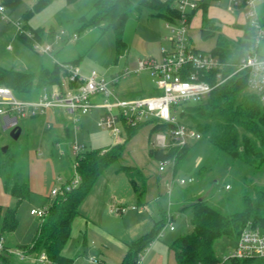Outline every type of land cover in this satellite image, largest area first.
<instances>
[{"label":"rangeland","instance_id":"1","mask_svg":"<svg viewBox=\"0 0 264 264\" xmlns=\"http://www.w3.org/2000/svg\"><path fill=\"white\" fill-rule=\"evenodd\" d=\"M0 1L2 2V0ZM39 2L40 0H20L14 9L3 4L6 9L5 16L8 18L7 21H4L0 14V67L38 75L43 68L52 69L55 66L53 57L60 64L63 62H77L84 76L96 72L107 81H111L114 76L126 70L132 71V74L122 78L114 86L115 93L123 100L158 94L159 91L148 71L134 72L139 60L160 59L162 48L170 47V43L165 40V37L169 36V32L165 28L164 20L151 17L148 10H144L140 17L132 14L124 32L128 49L121 56L117 53L114 33L112 31L101 33L99 29L81 31L78 41L62 44L63 46L56 45L51 54L52 56L40 55L21 41L15 27L16 23H19L28 32H31V29H44L46 35L49 32L59 33L61 30L71 34L78 31L80 28L78 20L91 13L96 0H78L74 3H69L68 0H49L47 4L36 10V5ZM223 6L229 8L226 1ZM256 10L261 23L264 24V0L256 3ZM30 11H33V13L26 17L25 15ZM233 11L235 10L233 9ZM247 12V8L242 9L239 12V18L243 17L244 14L247 16ZM214 43L215 39L207 42V44ZM9 45H11V49L8 48ZM263 52L264 43L260 47V53ZM247 91L250 92L248 88ZM35 94L33 92L32 94H18L16 96L18 99L29 100L35 98ZM196 104L198 103L192 101L185 104L184 109ZM100 113L102 114L99 110H93L86 117H82V129L78 133L71 131L68 135L64 134L60 124L49 127L46 117L43 116L21 120L18 126L22 130V135L17 140L11 137L12 130H5L0 122V149L8 147L9 152L5 161H12L7 176V180H10L11 189L6 194L3 182L1 203L3 206L10 208L17 207V202L11 194L12 187L17 182L28 183L31 189L30 197L18 206L19 226L14 233L6 234L4 238L6 245L11 248L32 245L44 219L33 216L31 211L47 209L55 199L51 195V190L59 188L75 177L74 164L76 157L70 149L72 143L76 141L83 152L110 148L116 144L114 137L98 126ZM178 115V119L180 117L181 121L190 124L186 114L180 112V108ZM152 127L151 124L144 125L132 136L118 162L112 164L103 172L96 180L89 197L83 201V205L80 207L83 217L77 216L74 218L71 237L65 247L66 256L74 261L73 264H90L87 260L89 258L95 259L98 263L102 259V242L110 245L109 239L98 240L96 237L94 239L93 236H88L87 224L89 219L95 217L98 220L100 214L101 219H104L105 229L107 228L115 241L130 245L133 243L132 240L135 239V235L131 234L132 230L130 229L132 225L136 224L134 215H137L138 212L151 213L154 219L159 222L162 218L161 207L166 212L169 209L174 211L175 218L172 225L176 230L171 231L169 225L164 228L160 239L153 246L160 251V258H155V261L150 262V264H177L173 252L170 251V245L178 237L191 231L193 216L191 208L182 211L179 209L183 205L190 204L195 197L193 191L197 190L200 178H197V182L193 183H188V179L195 172V164L200 165L207 158L211 145L205 137L193 143L188 156L178 167L176 175L173 177L174 174L168 168L166 171L161 172L159 170L160 162L149 156V149L152 148L154 138ZM60 135H63V139L58 141L60 144H57V137ZM125 135L126 133L123 135V139ZM226 160L225 163L231 164V161ZM123 165L143 169V173L147 178L148 211L131 212L126 210L120 216L112 212V207L117 206L116 203L120 202L121 198L124 197L130 202L131 199L129 198L133 194L126 175L117 171ZM225 168L222 175L224 177L230 176L229 165H226ZM234 170V173H236V168ZM262 173V175L254 178L255 183L264 185V170ZM171 177L178 184H175L176 187L172 188V193L167 194L166 183L171 182ZM226 177L220 187L222 190L214 198V204H217L226 193L225 181L229 179V177L228 179ZM57 178H61L62 181L58 183ZM180 180H186L187 183L180 185ZM226 183L228 182L226 181ZM213 186L210 184L204 186V198L210 200L214 190ZM159 197L161 203L157 201ZM132 201H134V204L128 203L127 207L138 206L137 199ZM99 204H106L107 212L106 207ZM177 210L181 211L178 217ZM234 247L235 242L226 238L216 244V250L222 259L228 257L233 252ZM147 251L144 253L140 264L148 255ZM107 264L121 263L115 259L113 262L107 261ZM227 264L230 263L227 262ZM248 264H264V260Z\"/></svg>","mask_w":264,"mask_h":264},{"label":"trees","instance_id":"2","mask_svg":"<svg viewBox=\"0 0 264 264\" xmlns=\"http://www.w3.org/2000/svg\"><path fill=\"white\" fill-rule=\"evenodd\" d=\"M78 0H68L74 3ZM4 5L14 9L20 0H2ZM49 0H40L37 8L47 4ZM177 0H96L91 13L78 20L79 35L81 31L99 29L101 33L112 31L116 39V49L119 56L127 49L124 32L132 14L140 17L144 10H148L151 17L161 18L165 22H175L179 17L176 6ZM205 8V7H204ZM201 35L204 40L216 37V46L212 55L219 57L223 64V76L231 75L240 60L250 49L255 29L248 24L244 28V38L236 41L229 40L219 34V26L203 11ZM33 11L28 12L29 16ZM194 13L190 15V19ZM261 22V21H260ZM264 28V24L261 23ZM33 37L42 42L44 38H51L55 32L47 35L44 29H31ZM21 41L33 49V38L25 34L18 35ZM77 64V62H71ZM218 71L206 75L210 83H216ZM61 68L55 65L52 69L43 68L38 75L4 69L0 67V85L11 88L18 94H30L35 89L46 85L60 83ZM248 71L235 74L223 84L217 86L210 98L204 103L190 105L186 109V117L205 137L211 145V150L202 163L195 164L194 182L200 178L194 198L188 205L179 210L191 208L192 229L178 237L171 245L177 264H219L223 261L216 250V244L226 238L235 243L247 226L259 228L264 233V185L255 183V177L262 175L264 170V107L258 95L248 92ZM188 113V114H187ZM152 120L138 124L135 127H126L123 142H118L110 148L95 149L83 152L76 158V171L81 177L80 184L62 196L55 197L47 208V215L41 224L31 246H19L27 256L33 257L45 253L51 264H73V260L63 253L71 237L72 222L80 214L83 201L90 194L96 180L112 164L121 158L127 142L144 125L151 124ZM166 125L157 124L152 133L165 129ZM191 146L172 147L167 150L149 149V156L156 161L168 158L176 159L172 171L175 177L178 167L185 161ZM0 149V178L5 189L10 190V180H7L9 167L12 161L6 162L8 156ZM230 163H225V161ZM229 165L230 176H225L226 190L221 200L214 204L216 194L222 190L221 184L225 178L223 170ZM236 168V173H234ZM234 170V171H233ZM126 175L136 195L138 207L146 205L147 178L138 167L121 166L118 169ZM233 176V178H232ZM206 184L214 185L210 200L204 198L203 190ZM235 187V189H234ZM172 193V192H171ZM17 202L16 208L0 205V242L6 234L14 233L19 226L18 206L31 195L28 183H15L11 190ZM161 220L156 222L152 231L141 239L133 242L126 253L122 264H139L141 257L157 240L160 233L168 224L167 212L162 208ZM4 245L0 252V264H35L30 260L21 259L8 250ZM264 259H231L230 264H248Z\"/></svg>","mask_w":264,"mask_h":264},{"label":"built area","instance_id":"3","mask_svg":"<svg viewBox=\"0 0 264 264\" xmlns=\"http://www.w3.org/2000/svg\"><path fill=\"white\" fill-rule=\"evenodd\" d=\"M227 1L230 7L248 9L247 19L255 29L250 49L246 51L231 75L223 76L221 72L223 64L219 57L212 53L199 51L191 43L190 12L197 9L198 3L193 0H177L179 17L173 23L165 22V28L169 32L167 41L170 43V47L162 48L160 59L139 60L134 72L148 71L159 91L158 94L151 97L123 100L115 93L114 86L119 80L132 74V71L126 70L114 76L111 81H107L96 72L84 76L78 65L62 63L59 64L61 68L60 83L45 86L41 93L33 99H18L16 96L18 93L0 85V122L2 127L5 130H12L19 125L21 120L37 118L53 111L66 114L70 126L78 131L80 129L79 120L82 116L88 115L93 110H100L102 115L98 126L119 139V142L126 133V127H135L140 123L152 120V129L157 124L166 125L165 129L154 132L153 149L183 148L201 140L202 135L194 126L184 123L180 117V120L178 119L179 108L180 112L184 114L186 112L185 104L192 101L206 102L217 86L243 71H248V89L251 93L259 96L264 107V55L260 53V47L264 43V28L256 10V3L260 0ZM5 10L0 1L2 20L7 21ZM15 27L18 30V35L25 34L33 38V49L40 55H51L56 45L74 43L80 39V35L76 32L68 34L65 30H61L53 37L40 42L33 37V33L26 31L19 23H16ZM8 48L11 49V45ZM213 71H218L215 84L205 79V76ZM48 126L50 127V124ZM70 149L76 158L83 153V149L77 142L72 143ZM76 165L75 162V177L59 188L52 189L53 197L63 195L80 184L81 177L76 171ZM175 165V157L168 158L160 161L159 170L164 172L168 168L173 171ZM61 181V178H57L58 183ZM193 182L194 178L190 177L188 183ZM186 183V180L179 181L180 185ZM230 189V185H227L226 190ZM171 192L172 187H170L169 194ZM131 209L136 210L137 207L133 206ZM126 210L123 206L112 207L114 213H123ZM31 214L45 219L47 209L32 210ZM167 218V225L171 231H174L175 227L172 225V221L175 214L170 209L167 212ZM3 249L2 240L0 252ZM8 252L35 264H51L45 253L29 257L19 248H10ZM143 257L144 255L140 262ZM253 258L264 259V233L259 228L249 225L240 234L233 252L228 257H224L219 264H227L231 259Z\"/></svg>","mask_w":264,"mask_h":264},{"label":"crops","instance_id":"4","mask_svg":"<svg viewBox=\"0 0 264 264\" xmlns=\"http://www.w3.org/2000/svg\"><path fill=\"white\" fill-rule=\"evenodd\" d=\"M161 1H166V0H161ZM193 1L198 3V7L194 11L190 12V15L192 13H194L190 19V23H191L190 24V38H191L192 45L197 50L205 52V53H212V50L216 46V42H217L216 37L210 38L208 40H204L202 38L201 29H202L204 9L207 10L208 17L210 19H213L216 22V25L219 26V28H220V31L218 32L219 34L225 36L229 40H234V41L244 38V28L249 24V21L247 19L246 14H244L243 17L239 18V12L244 8L230 7L227 0H223L224 2L220 1V0H193ZM225 1H226V4L228 5L229 8H226V6H223V3H225ZM233 9L235 11H233ZM46 39L47 38H44V40H46ZM211 39H215V43L214 44H207V42ZM165 40H167V37H165ZM262 54L264 55V52ZM50 56H52V55H50ZM52 59H53L55 65L59 66L60 63L56 62L55 58L52 57ZM63 63H71V62H63ZM76 65L79 66L78 63ZM44 87H42L40 89H35L30 94L35 92L36 93L35 95L37 97L41 93V91L43 90ZM37 91H38V93H37ZM101 115L102 114L100 113V116L98 117L99 119H100ZM86 116L87 115H85V117ZM43 117H46L47 124H50V127H53L54 124H60L62 130L64 131V134L68 135L71 131L78 133V131H80L82 129L81 119L84 116H82L79 120V128L80 129L78 131L75 130L72 126H70L69 119H68L67 115L62 113V112L59 113V112L50 111L46 115H44ZM99 119H98V123H99ZM21 135H22V132H21ZM62 139H63V135L58 136L57 137V144H60L58 141L62 140ZM114 139L116 141L115 143L117 144L119 142V139H116L115 137H114ZM122 139H123V137L120 139V142H122L124 140V139L123 140ZM125 166H128V165H125ZM141 170L143 171V169H141ZM173 179L174 178L171 179V182L166 183V189H167L166 193L167 194H169L170 187H172V188L176 187L175 184H178ZM128 182H129V180H128ZM2 190H3V180L0 178V199H2V194H1ZM132 191H133V189H132ZM4 192L6 194H8L9 190H5V188H4ZM88 197H89V195H88ZM129 199H131L130 202H128L123 197L120 199V202H118L116 204H117V206H123L124 208H126L127 210H130L131 212H133V211L134 212H138V211L142 212V210L148 211V203L149 202L147 199V195H146V205H144L142 207L135 206V207H137L136 210H132L131 208L127 207L128 203L134 204V201H132V200L137 199L134 191H133V194L130 196ZM14 200H15V198H14ZM157 201H158V203H161L160 197L157 199ZM0 205H3L1 203V200H0ZM82 205H83V203H82ZM99 205H101L102 207H106V204H99ZM6 207H8V206H6ZM131 207H133V206H131ZM170 211L172 213H174V211L172 209H170ZM106 212H107V207H106ZM180 212L181 211H178V210L176 211L177 217L179 216ZM123 214H124V212L123 213H116L117 216H120ZM81 216L83 217V214L81 213V210H80L79 217H81ZM134 216H135L134 220H135L136 224H134L130 227V229L132 230L131 234L135 235V239H133L132 242H134L135 240L137 241V240L141 239L142 237L146 236L147 234H149L152 231V229L154 228L153 226H155V224L157 222V220L154 219V217L152 216L151 213L146 214V213H139L138 212V214L134 215ZM94 218L95 217L91 218L92 220L89 219L88 224H87L88 226L86 225L88 227V230H87L88 236L89 237L93 236V238L96 237L98 240L104 239V238H106V240L109 239L110 245H108L106 242H105V244H104V242H102L103 243L102 244V251H101L102 259L97 263V261L95 259L89 258V259H87L88 262L90 264H107V261L113 262V261H115V259H117L118 262L122 264L123 260L126 256V253L128 251V248L131 244L130 245L129 244L124 245L123 243L115 241V239L111 236V233L107 230V228L105 229V225H103L104 219H101L100 214H99L98 220H96V218L95 219ZM160 237H158L157 240L151 244V246L149 247L150 249H148V252H147L148 255L144 258L143 263H141V264H150V262L153 263L152 261H155V258H160V254H159L160 251L156 250L155 249L156 247H153L155 245V243L160 239ZM3 243H4V240H3ZM4 245H6V244L4 243ZM114 248H115V251H114ZM65 252L66 251L64 249L63 253L66 256ZM66 257H68V256H66Z\"/></svg>","mask_w":264,"mask_h":264},{"label":"water","instance_id":"5","mask_svg":"<svg viewBox=\"0 0 264 264\" xmlns=\"http://www.w3.org/2000/svg\"><path fill=\"white\" fill-rule=\"evenodd\" d=\"M21 132H22L21 128L19 126H17L16 128L12 129V131H11V137L14 140H17L20 137ZM1 150L5 154V153H7V151L9 150V148L8 147H3Z\"/></svg>","mask_w":264,"mask_h":264}]
</instances>
